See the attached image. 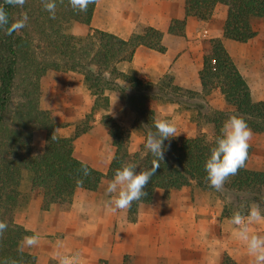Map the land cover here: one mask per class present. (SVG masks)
Masks as SVG:
<instances>
[{
    "label": "trees",
    "instance_id": "obj_1",
    "mask_svg": "<svg viewBox=\"0 0 264 264\" xmlns=\"http://www.w3.org/2000/svg\"><path fill=\"white\" fill-rule=\"evenodd\" d=\"M95 3L96 0H92L87 10L81 12L73 9L69 0H56L53 16L45 10L43 0H25L22 7L15 0H0V9L10 20L28 17L22 30L11 35L0 31V221L7 224L6 230L0 233V264H37L36 255L22 248L23 238L33 233L15 221L19 204L27 203L33 192L42 195L41 210L57 203L61 211H68L77 188L96 190L103 178H113L121 164L134 163L138 170L152 167L155 160L144 147V137L146 130L152 127L153 117L162 116L152 107V100L176 103L195 111L210 125L212 133L207 135L197 130L194 136H175L164 141L163 160L145 186V197L134 201L127 209L132 221L136 219L139 204L149 203L157 188L164 191V204L171 189L192 184L213 189L206 180L204 161L213 136L219 133L229 115L241 116L252 132L264 133V100L252 99L246 80L221 39L203 40V62L199 71L201 93L173 84L169 74L156 84L143 82L131 70H119L117 64L130 62L140 45L164 52L162 32L148 26L142 33H132L123 39L101 29L86 35L65 31L70 21L89 25ZM217 4L226 7L224 38L246 42L256 35L253 21L264 19V0H184L185 14L206 22ZM168 32L184 36L185 19L171 20ZM48 69L77 71L83 75L84 87L94 96L90 113H100L114 146L106 173L73 156V140L85 132L88 125L75 128L70 136H58L54 133L58 124L49 111L40 108V85ZM116 79L125 81L128 86L118 84ZM112 83L126 94L128 104L136 112L130 128L121 126L108 115L105 90ZM213 88L219 89L232 109L217 110L208 104L205 96ZM132 129L143 135V142L135 152L128 150ZM34 130L45 131L42 146L33 144ZM250 155L249 145L244 166L225 181L220 191L214 189L222 201L223 217L231 218L237 210L247 214L252 204L264 209V170L247 166ZM23 173H27L30 182L24 193L20 190ZM47 264H57L56 259L50 258ZM123 264H129L127 258ZM220 264L245 263L224 252Z\"/></svg>",
    "mask_w": 264,
    "mask_h": 264
},
{
    "label": "crops",
    "instance_id": "obj_2",
    "mask_svg": "<svg viewBox=\"0 0 264 264\" xmlns=\"http://www.w3.org/2000/svg\"><path fill=\"white\" fill-rule=\"evenodd\" d=\"M225 17L226 7L222 4H217L210 19L202 22L193 15L186 16L184 0H96L90 24L85 26L89 33L101 29L123 39L132 33H142L148 26L160 30L164 52L140 45L131 61L118 63V69L131 70L138 79L153 84L171 74L173 84L199 93L202 92L199 71L203 62V40L219 38L246 80L252 99L264 100V36L256 31L246 42L224 38ZM173 19H185L184 36L168 32ZM41 90L42 108L52 112L57 124L83 118L92 103L93 96L85 89L83 75L77 71L48 70ZM107 95L109 116L121 126L131 127L136 112L126 99L113 93ZM211 95L217 96V104ZM207 99L217 109H232L218 88H213ZM151 104L163 116L172 115L178 107L175 103L156 100ZM94 115L96 120L91 129L73 140L72 153L80 161L106 173L113 155V151L106 148L110 136L99 119L100 113ZM64 131L55 128L58 136L69 135ZM34 133L44 141L45 131L35 130ZM132 138L135 141L130 143L135 150L143 137L132 129ZM81 144L94 154L83 153ZM111 179L103 178L94 191L77 188L68 211H61L57 203L41 210V196L32 194L21 223L28 231L39 235V243L28 247V252L36 255L37 264L55 259L59 245L63 246L61 251L78 252L79 264H123L124 258L129 264H220L222 254L229 253L234 230L225 229L228 219L220 218V207L211 205L200 188L171 189L165 204L164 191L157 188L149 203L139 204L136 219L132 221L127 209L113 212L107 206L103 186Z\"/></svg>",
    "mask_w": 264,
    "mask_h": 264
},
{
    "label": "clouds",
    "instance_id": "obj_3",
    "mask_svg": "<svg viewBox=\"0 0 264 264\" xmlns=\"http://www.w3.org/2000/svg\"><path fill=\"white\" fill-rule=\"evenodd\" d=\"M73 9L86 11L92 0H69ZM22 7L25 0H15ZM44 8L54 16L56 0H43ZM27 15L10 20L8 14L0 9V31L7 35L18 32L26 27ZM155 129V130H153ZM178 134L174 122L164 116L153 117L152 127L145 132L144 147L154 157L150 169L138 170L134 163L121 164L116 169L113 178L107 183L105 195L108 197L106 204L113 212L128 209L134 201L145 197V186L159 167V161L163 160L164 141ZM252 132L247 122L239 115H229L223 122L219 133L214 135L211 141L209 154L204 161L206 180L210 187L220 191L225 181L237 173L244 166L248 157L249 141ZM264 222V209L259 205L250 206L247 214L237 210L233 213L230 223L234 226V237L245 247L247 255L251 257L253 264H264V235L252 231L251 226ZM7 228V224L0 221V233ZM23 243L27 247L36 246L39 243L38 233L25 236ZM59 245L54 256L57 264H79V253L61 251Z\"/></svg>",
    "mask_w": 264,
    "mask_h": 264
},
{
    "label": "rangeland",
    "instance_id": "obj_4",
    "mask_svg": "<svg viewBox=\"0 0 264 264\" xmlns=\"http://www.w3.org/2000/svg\"><path fill=\"white\" fill-rule=\"evenodd\" d=\"M253 28L257 32L258 31H261L262 32V35L264 36V19H262V18H256V19H254V21H253ZM65 31L68 32V33H71V34H75V35H84L85 32L86 33H89V30H87V26L82 25V24H79L78 22H75V21L68 22L65 25ZM262 41L264 42V38H262ZM262 55H263V59H264V50L262 52ZM48 70H54V69H48ZM55 71H59V70H55ZM59 72H67V71H59ZM169 75L172 76L171 74H169ZM45 76H46V74H45ZM44 79H45V77H44ZM44 79H43V81H44ZM43 81L41 82V85H40V98H41V95H42L41 88H42ZM115 82H117L118 84H121L122 86H125V87L128 86L127 83L125 81L121 80V79H116ZM108 87H109V89H106L105 90V93L106 94L113 93L115 95H118L119 97H122V98L126 99V94H124L119 89L118 86H116L115 84L112 83V84H109ZM47 89H48V87H47ZM184 89H186V88H184ZM52 91L53 90H51V92ZM211 91H210V93H211ZM256 91L258 92V90H256ZM216 97H217L216 95L213 96V97L211 95V99H212V101H214V104H217V102H218L217 99H216ZM222 98H223V96H222ZM205 99L207 100L208 104L210 105V101L207 99V96H205ZM91 101H92V103H90V106L86 110L85 115H84L83 118L77 119V120L72 121V122H70V121H62V122H60L58 124L57 127L58 128L60 127L62 130H65L64 132L69 133L68 136H70V135H72L74 133L75 128L82 129L85 125H88L89 128L86 131H88L89 129H91V127L93 126L94 120H96L95 119L96 118L95 115H92L90 113L91 106H92L93 101H94V96L91 99ZM126 101H127V99H126ZM39 103H40V108L43 109L42 108V105H41V99H39ZM177 106L178 107L176 108V111L172 115H170V116H164L165 118H168L172 122H174V124L176 126V129H177V132H178V134L176 136L191 137V136H194L197 133V130H201L205 134L211 135L212 129H211L210 125L206 124L204 122V120L202 118H200L199 115H196V112L195 111L188 110L186 108H183L182 106H179L178 104H177ZM210 106L212 108H214V109H217V108H215L212 105H210ZM152 107L154 109H156V106L155 107L152 106ZM43 110L49 111L50 114L52 115V112L49 109H43ZM217 110H223V109H217ZM226 110H228V109H226ZM52 118H53V116H52ZM99 119L101 121V118H99ZM123 127H125V126H123ZM131 127H132V125H131ZM128 128H130V127H128ZM34 131L32 132V141H33V144L35 146H37V147L38 146H42L45 143L46 135H44V141H43V138L42 137L40 138L39 135H38V133H34ZM54 133L56 135H58L55 132V130H54ZM130 134H131V132H130ZM108 135H109V133H108ZM98 137H100L101 140L103 139V136H102V134L100 132L98 134ZM142 137H143V135H142ZM131 141L132 142L135 141V138L130 139V141L128 143V150L130 152H135L136 150H138L139 147L136 148L135 150H132L133 147H132V143H130ZM249 145L251 146V155H250V158H249V161H248L247 166L250 167V168H256V169L264 170V133H254V132H252V136H251V139L249 141ZM83 147H84V145L81 144L80 145V150L82 149V152L85 153L86 155H93L94 154V152H93L92 149H90L88 147L84 149ZM106 148L109 151H113V154H114V146L112 145L111 137L109 138V140L107 142V147ZM112 157H113V155H112ZM29 184H30V182H29V178H28L27 173H23L22 174V179H21V185H20V190L22 191V193L28 191ZM106 186H107V183L103 186V189H105ZM190 186L193 189L194 188H197V189L200 188V187H198L196 185H193V184L190 185ZM200 189L206 195V197L209 198V200H211V205H214V207L217 205V206L220 207V210H222V201H221L220 197L218 196L217 192L214 189H202V188H200ZM33 193L39 194L41 196V198H42V195L40 193H38V192H33ZM32 194H31V197H32ZM31 197H30V199H31ZM30 199L27 201V203L26 202H21L19 204L18 208L16 209L15 221L18 224H20V225H22L21 220L23 219V217L25 215V208L28 206V203L30 202ZM42 200H43V198L41 199V204H42ZM255 205L256 204H252L251 206H255ZM40 208H41V205H40ZM220 218L221 219L222 218H226V217H223L221 215V211H220ZM227 219H228L229 222H227V224L225 226V229L226 230H229V231H233L234 230V226L230 223L231 218H227ZM251 230L252 231H255V232H258L261 235H264V222H261V223L252 225L251 226ZM232 242L233 243H229V248H230L229 253H227V252L226 253L229 256H231L234 260H236L238 262L245 263V264H253V261H252L251 257H249L247 255L246 249L241 244V242H239L234 236L232 238ZM22 248L24 250L28 251V247L24 245L23 240H22Z\"/></svg>",
    "mask_w": 264,
    "mask_h": 264
},
{
    "label": "built area",
    "instance_id": "obj_5",
    "mask_svg": "<svg viewBox=\"0 0 264 264\" xmlns=\"http://www.w3.org/2000/svg\"><path fill=\"white\" fill-rule=\"evenodd\" d=\"M202 34L205 35V34H206V30H204V31L202 32Z\"/></svg>",
    "mask_w": 264,
    "mask_h": 264
}]
</instances>
